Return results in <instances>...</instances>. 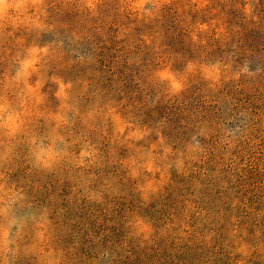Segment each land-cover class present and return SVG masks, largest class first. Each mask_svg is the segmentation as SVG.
I'll return each instance as SVG.
<instances>
[{
	"label": "rangeland",
	"instance_id": "374dc122",
	"mask_svg": "<svg viewBox=\"0 0 264 264\" xmlns=\"http://www.w3.org/2000/svg\"><path fill=\"white\" fill-rule=\"evenodd\" d=\"M140 2L0 0V264H264V0Z\"/></svg>",
	"mask_w": 264,
	"mask_h": 264
},
{
	"label": "clouds",
	"instance_id": "9594fccd",
	"mask_svg": "<svg viewBox=\"0 0 264 264\" xmlns=\"http://www.w3.org/2000/svg\"><path fill=\"white\" fill-rule=\"evenodd\" d=\"M137 7H140V6H142V0H141V2L140 3H137V5H136ZM30 63H35V61H30ZM15 120V117H13V116H10V117H8L7 118V121H6V123H11L12 121H14ZM40 158L41 159H43L44 158V154L42 153L41 155H40ZM46 163H47V161H45ZM5 235H7V232L5 233Z\"/></svg>",
	"mask_w": 264,
	"mask_h": 264
}]
</instances>
